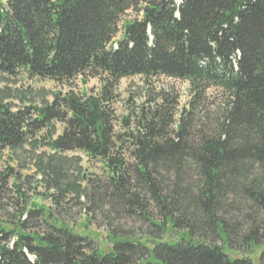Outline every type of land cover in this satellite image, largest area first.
I'll return each mask as SVG.
<instances>
[{
	"label": "trees",
	"instance_id": "obj_1",
	"mask_svg": "<svg viewBox=\"0 0 264 264\" xmlns=\"http://www.w3.org/2000/svg\"><path fill=\"white\" fill-rule=\"evenodd\" d=\"M20 71L105 83L98 96L68 90L40 106L0 98V158L64 122L50 150L84 151L107 182L53 186L100 196L96 206L141 226L110 227L101 249L17 189L16 216L0 217V264H264V0H0V74ZM136 75L186 81L187 102L174 119L178 96L164 91L115 132L113 88Z\"/></svg>",
	"mask_w": 264,
	"mask_h": 264
},
{
	"label": "rangeland",
	"instance_id": "obj_2",
	"mask_svg": "<svg viewBox=\"0 0 264 264\" xmlns=\"http://www.w3.org/2000/svg\"><path fill=\"white\" fill-rule=\"evenodd\" d=\"M130 15L133 16V12H127L124 18ZM120 37L121 29L113 38L111 45ZM104 83L102 77L83 73L74 77L68 84L61 85L48 78H28L20 71L15 75L0 74V98L13 103V109L29 104L40 106L43 103H50L54 94L60 96L68 90H72L78 96H82V93H85V96H98ZM187 86L186 81L165 76L147 78L136 75L119 79L113 88L112 100L109 103L114 117V131H123L121 121L124 116L132 115L141 107L154 105L153 99L164 91L178 96L177 113L174 117L177 119L178 112L188 99ZM215 94L213 90L210 92L211 97ZM64 125V122L53 120L41 129H33L29 134L30 138L21 148L4 149L1 152L0 177L4 173L8 174H5V185L0 188V217L6 212L16 216L17 209L20 208L16 205L18 189L26 199L28 208L34 205L50 209L75 232L87 235L96 246L105 249L108 246L106 234L110 227L120 225V229L132 233L139 230L141 222L135 213L128 216L125 213L113 212L111 205L106 201L96 206L93 198L99 199L100 196L81 195L77 198L73 190L71 193L62 194L53 186L54 182L51 181L53 178L60 181L62 187L80 183L83 187L91 188L92 184L99 183V188H102L107 182V172L102 163L88 157L84 151L50 150L47 142L60 135ZM171 129H175L174 125ZM35 141L38 144L36 147L33 146ZM83 174L86 175L85 178ZM48 185H51V188ZM51 194L55 197L53 198ZM262 233L264 235V230ZM258 251L253 258L256 259ZM29 256L31 257L30 254Z\"/></svg>",
	"mask_w": 264,
	"mask_h": 264
}]
</instances>
